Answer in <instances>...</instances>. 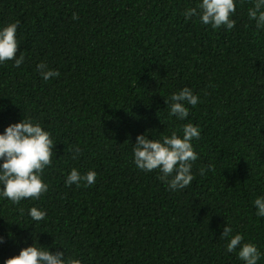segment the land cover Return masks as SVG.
<instances>
[{"label":"trees","instance_id":"obj_1","mask_svg":"<svg viewBox=\"0 0 264 264\" xmlns=\"http://www.w3.org/2000/svg\"><path fill=\"white\" fill-rule=\"evenodd\" d=\"M196 3L0 0V26L19 22L25 56L19 68L0 65V132L31 117L55 142L49 190L20 205L0 200V264L37 238L83 264H242L220 238L228 222L264 252L252 203L264 195V31L248 18L251 0L237 4L231 30L186 21ZM42 61L59 77L44 81ZM185 86L200 102L181 121L165 99ZM188 122L201 129L195 178L170 191L158 170L135 167L133 144ZM74 167L94 169L96 183L66 186ZM34 205L48 213L39 223L27 215Z\"/></svg>","mask_w":264,"mask_h":264},{"label":"clouds","instance_id":"obj_2","mask_svg":"<svg viewBox=\"0 0 264 264\" xmlns=\"http://www.w3.org/2000/svg\"><path fill=\"white\" fill-rule=\"evenodd\" d=\"M238 3L241 0H197L196 5L186 8L183 15L186 21L198 17L201 24L210 25L213 30L221 27L231 30L236 26L233 16ZM247 15L255 23L257 31H264V0H251ZM78 18L73 13L72 19ZM18 24V21H13L0 26V65L13 61V66L19 68L25 61L22 53L17 55ZM36 70L44 81L60 75L58 69L51 68L43 61L36 65ZM199 102L198 94L187 86L172 92L165 99L168 115L181 121L188 118L189 106L195 107ZM200 134V127L191 122L162 137L150 139L148 133L138 134L133 144V163L144 172L158 170L159 179L170 191L183 190L195 178L192 169L199 154L192 142L199 139ZM54 144L52 133L31 117L24 116L0 132V200L6 199L20 205L25 200H39L49 190L44 172L52 165ZM72 151L73 159H79L80 149ZM206 171L205 167L199 169L200 175H205ZM96 176L94 169L82 173L74 167L67 173L64 183L66 186L75 184L79 187L83 184L87 187L96 183ZM252 203L256 217L264 218V195L257 196ZM19 211L22 216L25 214L22 207ZM27 215L33 222L39 223L46 219L48 213L46 209L34 205L27 210ZM220 238L227 241L226 251L235 252L242 264H259L264 256L256 243L246 241L245 234L234 231L229 222L223 227ZM3 240L0 237V243ZM4 264H83V259L76 254L67 256L62 250L53 252L48 246L41 245L37 238L32 244L21 248L18 254L7 258Z\"/></svg>","mask_w":264,"mask_h":264}]
</instances>
